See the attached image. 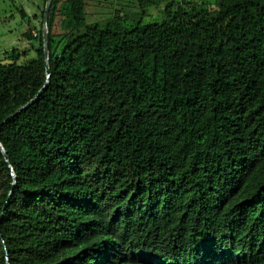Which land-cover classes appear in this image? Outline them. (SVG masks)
I'll return each instance as SVG.
<instances>
[{
  "label": "trees",
  "instance_id": "16d2710c",
  "mask_svg": "<svg viewBox=\"0 0 264 264\" xmlns=\"http://www.w3.org/2000/svg\"><path fill=\"white\" fill-rule=\"evenodd\" d=\"M42 1L0 60V264H264V0H52L48 77Z\"/></svg>",
  "mask_w": 264,
  "mask_h": 264
},
{
  "label": "rangeland",
  "instance_id": "374dc122",
  "mask_svg": "<svg viewBox=\"0 0 264 264\" xmlns=\"http://www.w3.org/2000/svg\"><path fill=\"white\" fill-rule=\"evenodd\" d=\"M17 5H21L26 10L29 18L25 17L22 19L20 17L16 10ZM42 8V0H0V60L8 61L14 48H18L20 52L28 49L30 42L28 43L23 39L22 33L26 29H32L33 32L38 31L40 28V12ZM161 8L162 5L159 7H148V13L144 18V22L160 21ZM61 9L65 10L66 8L62 5ZM56 19L61 27L65 28L68 26L67 22L69 20L66 21L65 18L62 19L59 15ZM22 59L24 58L21 57L20 60Z\"/></svg>",
  "mask_w": 264,
  "mask_h": 264
},
{
  "label": "water",
  "instance_id": "95a60500",
  "mask_svg": "<svg viewBox=\"0 0 264 264\" xmlns=\"http://www.w3.org/2000/svg\"><path fill=\"white\" fill-rule=\"evenodd\" d=\"M52 0H47L45 4V10L43 14V26H42V33H43V39H44V53H45V66H46V72H47V77L49 76V68H48V52H47V31H46V19L48 15V11L51 5Z\"/></svg>",
  "mask_w": 264,
  "mask_h": 264
}]
</instances>
